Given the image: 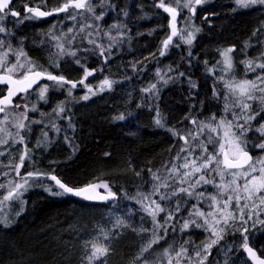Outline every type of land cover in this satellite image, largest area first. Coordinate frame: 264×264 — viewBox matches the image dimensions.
<instances>
[{
	"label": "trees",
	"instance_id": "trees-1",
	"mask_svg": "<svg viewBox=\"0 0 264 264\" xmlns=\"http://www.w3.org/2000/svg\"><path fill=\"white\" fill-rule=\"evenodd\" d=\"M156 1L160 2L147 0L145 4L144 0H111L115 9L105 8L106 14L99 21L92 16L83 18L79 15L75 21L65 20L66 13L50 20L6 18L5 27L9 31L2 34L6 43L17 49L22 46L27 55L42 66L41 70L46 69L54 75L63 74L70 80H79L83 69L68 56L60 59L59 69L52 66L50 60L57 59L55 41L47 33L51 29L52 35L61 36L65 47H68L71 34L63 36L68 28H74L75 32L81 25H91L76 36L71 48L78 50L77 57L84 68H95L97 76H101L100 81L107 78L114 83L111 89L98 91L95 95L78 87L68 97L64 89L53 88L52 82L45 80L41 84L49 85L47 102L38 99L35 89L29 91L26 97H15L14 105L26 103L29 109L33 105L37 109L28 111L25 123L33 120L39 123L29 125L23 144L10 140L7 145H0V152L4 153L0 164V183L13 179L19 181L26 172L39 171L56 175L74 188L104 181L117 196L115 200L104 202L75 196H52L42 186L33 184L23 194V211H20L19 202L7 205L0 211L10 221L8 227L0 224V264H81L85 255L83 242L97 236L100 228L118 233L112 240V252L106 258L107 264H141L136 258L140 248L151 239L153 220L138 203V194L150 193L153 184L157 183L149 170L157 172L163 180L168 175L165 166L183 163L182 159L174 158L179 149L185 146L184 141L169 129L187 135L188 131L198 126L193 125L187 117L195 119L198 124L201 121L207 124L213 115L217 120L221 117L232 120L233 111L240 115V110L232 107L235 97L228 95L223 82L217 79L224 76L222 65L218 62L222 60V50L234 47L231 53L233 70L238 73L232 77L236 80L255 78L260 69L256 73L245 74V66L240 62L255 59L264 52V7L242 8L234 0H206V10L212 17L200 24L201 31L192 45L179 43L177 47L174 38L167 57L160 52L163 50V40L170 34L169 25L166 12L156 6ZM28 2L33 4L31 0ZM62 2L66 0H48L44 10L50 9V6L58 7ZM164 2L168 3L169 0ZM101 11L96 6V15ZM124 11H127V16L123 15ZM113 24L120 27L112 28ZM106 32H110L116 40L110 41L104 35ZM87 33H92V36L88 37ZM89 39L96 40L105 49L111 43V50L101 56L96 46L88 43ZM210 68H214V73L208 70ZM192 83L196 87H192ZM152 84L156 85V89L145 92L144 89ZM5 92L6 86H0V93ZM84 95L90 98L81 99ZM61 101L65 102V111L57 115L53 109ZM248 103L251 105L248 114L254 115L255 119L245 125L250 130L243 139L247 140L246 149L251 150L255 158L264 157V150L253 147L264 142V136L256 131L264 124V104H258L257 100ZM226 104L229 105V112H225ZM13 111L19 113L24 109ZM157 112L163 126L155 123ZM119 115H123L124 119H115ZM2 118L3 114L0 116ZM211 122L215 124V121ZM239 123L243 124L244 121L240 120ZM53 124L59 131L52 127ZM9 130L13 133L16 131L11 124ZM43 133H47L46 140ZM207 134L208 130L205 129L204 135ZM199 139L203 140L204 137ZM38 142H41L39 147ZM24 145L27 146L28 156L20 168V177H17L12 166L19 163ZM188 146L194 149V156L200 155V149L191 138ZM209 151H212L211 145ZM180 155L183 157L186 153ZM136 172L140 175H135ZM3 173L9 175L5 177ZM207 178L220 183L214 172L207 173ZM229 179L225 174L224 182L227 183ZM39 183L49 186L54 182L44 176ZM195 191L203 192L205 196L218 192L214 184H202ZM153 198L162 207L173 210L174 219L169 221L166 236L162 229L157 230L164 239L153 245L143 259L151 264L163 248L172 245L175 250L184 241L192 242L191 246L185 245L192 256L195 247L208 242L210 233L204 228L190 226L181 231L185 220L197 219V223L201 222L196 217H189L194 204L205 213L210 211L206 199L198 202L195 196L188 197L184 193L166 201H160L159 195ZM223 198L226 199L227 194ZM217 199L221 197L217 196ZM177 201L180 203L179 212L174 211ZM231 211L239 215L235 201ZM245 216L247 218V213ZM118 217H122L130 227L114 228ZM164 218L165 213L162 212L157 220L163 224ZM233 226L229 230L224 228L223 239L210 249L204 264H250L240 247V232L236 231L243 225L236 220ZM141 228L149 231L141 232ZM248 236L249 243L264 257V251H261L264 248V229L258 227L253 235L250 222ZM173 264L176 262L173 261ZM182 264H188V261L185 259ZM192 264H196L195 259Z\"/></svg>",
	"mask_w": 264,
	"mask_h": 264
},
{
	"label": "snow or ice",
	"instance_id": "snow-or-ice-1",
	"mask_svg": "<svg viewBox=\"0 0 264 264\" xmlns=\"http://www.w3.org/2000/svg\"><path fill=\"white\" fill-rule=\"evenodd\" d=\"M33 6H28V4H23L24 16L21 17L19 11L11 9L9 6L13 3V0H0V33H6L9 30L4 26L5 19L10 15L14 18H20V20H39L41 18H46L53 16L54 14L66 13V18L75 21L77 16H83L84 12L90 13L92 17L99 21L103 19L106 12L105 8L115 9V5L111 3V0H99L98 5L102 11L99 15H96V9L92 5L91 0H66L62 2L58 7H53L48 10H43L47 8V0H40L39 4H35V0H31ZM206 0H169L165 3L164 0H160L159 4L156 6L163 9L164 12L170 14V34L162 42V48L167 49L169 44L173 41L174 37H179L184 43L192 45L196 38V33L200 32L201 29L193 27L192 31H187L185 34V29L177 28V17L179 16V11L187 9L191 15L195 14L196 6L202 5ZM238 7L248 8L253 5L264 6V0H235ZM175 4V7L172 6ZM71 9V12L69 11ZM124 16H127V11L123 12ZM187 19H190L187 18ZM86 27H91V25H81L78 30L74 32V28H68L67 32L63 34L67 37L71 34V39L68 40V47H65L63 43V38L61 36L52 35V30L50 29L47 35L50 36L52 41H55L54 47L56 48L55 56L57 59L50 60V63L55 68L59 69L60 59L65 56L72 57L73 63L80 65L83 69V75L79 80H70L63 74L54 75L48 72L46 69L41 70L42 66L36 64L24 51L23 47L13 48L10 43H6L4 39H0V85L6 86V93H0V114H3V118L0 119V145H7L11 140L13 143L23 144L26 132L29 130V125L31 123H39V121H30L26 124L25 121L28 120V111H36L35 105L29 109L28 104H13V98L17 96L26 97L29 91L36 86L35 91L37 93L38 99L47 102L46 96L49 91L48 84H41V80H47L52 82V87L56 89H64L68 97L72 96L73 91L79 86L86 88L90 95H95L97 91H104L105 89H111L113 81L105 78L100 87L97 90H93L91 86L85 83L87 78L93 74L95 70H88L81 65L80 59L77 57V51L71 48L72 41L76 39L78 34L84 33ZM112 28H119L120 25L113 24ZM55 25H53V29ZM259 31V30H257ZM98 34V33H97ZM256 33L254 32L253 35ZM104 35L109 37L110 41H115L116 37H112L110 32L104 33ZM123 35V33H120ZM87 36H92V33H87ZM89 44H93L99 50L101 56L104 55L105 51H110L112 44L109 43L108 48L102 44H97L96 40L89 39ZM177 47L179 45H176ZM248 45H246L247 47ZM87 51V50H86ZM234 51V47H229L220 53L222 60L218 64H222L221 72L230 73L233 70V59L231 53ZM164 55V51L160 52ZM189 55L191 52L189 51ZM107 59V57H105ZM207 63V62H205ZM245 66L246 72L256 73L257 69L260 72L255 75L253 80L243 79L236 80L232 77L229 80H225L224 76L221 75L217 77L218 80L223 82L224 88L228 95L235 97V102L233 108H238L240 110V115L236 112H231L233 119L227 120L225 117H221L219 120L213 115L210 118V122L205 124L203 121L198 122L191 117L190 119L193 125H198L196 129L188 131L187 135H180L178 130L169 129L174 136H179L180 139L184 141V145L179 149V152L175 156V160H183V163L177 166L172 164L171 167H166L168 175L161 180V177L157 172H151L152 178L157 183L152 186V191L150 193L144 194L139 193L140 199L138 203L142 205L143 211L147 212L148 215L153 220V229L151 230V239L140 248V252L137 255V260L141 261V264H150L147 259H143L144 254L149 252L153 245L159 244L161 239L164 237L158 234L159 229H162L167 235V226L169 221L174 219L173 210L162 207L159 202H157L155 197L159 195L160 201L170 200L173 196H177L179 193H184L188 197L195 196L197 201L206 199L208 201V207L210 211L205 213L200 210L196 204L192 206V211L189 213V217H196L201 220L197 223V219L185 220L182 224L181 231L188 229L190 226L196 228H204L210 233V238L207 243H203L202 246H197L194 248V255L190 256L188 253V247L191 246V241H184L183 244L179 246L178 249H173L172 245L163 248L162 252L155 255V258L151 261V264H182L183 260H187L188 264H192L193 260H196V264H204L207 260V255L210 249L219 243L223 239L222 233L224 228L229 225V222H235L237 219L243 225L242 228L236 229L241 235L240 247L247 253L252 260H255L257 264H264V258L257 255L254 248L249 245V223L251 222V229L253 230V235L255 230L259 227L264 229V219L260 218V211L264 210V157L253 158L250 153L246 150L248 146L247 140L243 139L246 132L250 128H246L245 125L251 120L255 119L254 115H249L251 105L249 101L257 100L261 104H264V52L252 60H243L240 62ZM210 72L214 73V68L208 69ZM159 75V70L157 72ZM181 75H183L181 73ZM163 79V77H161ZM167 83V81H165ZM192 87H196L195 83H192ZM156 89V85L152 84L149 88L144 89L145 92H151ZM257 93L260 95L258 96ZM219 95V93H215ZM89 95H84L81 99H89ZM227 99V96H225ZM23 108L24 111L16 113L13 109ZM65 111V102L61 101L53 109V113L59 115ZM229 105H225V112H229ZM259 115V113H256ZM10 116L13 117L10 120ZM70 119V118H69ZM115 119L123 120L124 116L119 115ZM243 120L244 123H239ZM211 121H215L213 124ZM155 123L158 126H163L162 120L159 117V112H157V119ZM9 124L16 129L15 133L9 130ZM56 128V125H52ZM205 129L208 130V134L205 136ZM59 131V128H56ZM262 136H264V124H261L258 129H256ZM45 140L47 139V133H43ZM204 137L200 140V137ZM196 142V147L200 149V155L194 156L192 149L189 145V139ZM67 139V138H66ZM41 142H38L37 147L40 146ZM209 145L212 147V151H209ZM253 147L264 150V142L254 144ZM180 153H186L183 157ZM0 152V155H3ZM105 155H109L106 153ZM28 156L27 146L24 145V151L19 156V163L12 166L13 171L17 177H20V168L23 167L24 160ZM215 173L219 177L220 183H216L214 179H208L207 173ZM225 174H227L230 179L227 183L224 182ZM7 177L8 173H3ZM135 175L139 176L140 173L136 172ZM47 176L48 179L54 183L49 186H44L39 183L40 178ZM171 181V182H169ZM242 181V183H241ZM37 184L42 186L44 191L52 196H75L83 198L88 201H108L115 200L117 194L111 190L108 183H93L88 184L84 187H72L69 184L63 182L56 175L42 173L39 171L26 172L20 180L15 179L8 181L7 183H0V210L5 206L10 205L14 202L20 203V211H23L22 200L23 194L28 191V189L33 185ZM202 184H214L218 192L216 195L209 194L205 196L203 192H196L195 189ZM183 185H188L184 187ZM103 188L106 190V195H100L97 189ZM55 189V190H54ZM168 190L162 192L161 190ZM227 194V198L224 199V195ZM220 196L221 199H217ZM241 199L245 200L243 206H241ZM233 201H235L236 212L231 211ZM258 201V203H257ZM251 202V204L249 203ZM245 209H249L247 213V218L245 216ZM175 212L180 211V203L177 201ZM165 213L164 223L161 224L157 217L160 213ZM19 215V212L16 213ZM256 217L253 219V217ZM0 224L8 227L10 221L8 218L0 214ZM130 225L122 218L118 217L116 219L114 228H120ZM175 230V229H173ZM139 231H149L147 229L141 228ZM118 233L106 231L103 228L99 229L98 235L92 237L90 240H85L83 242V248L85 249V255L82 257L81 264H107V257L112 252V240ZM214 237V238H212ZM264 251V248H261ZM202 253L204 255L202 256Z\"/></svg>",
	"mask_w": 264,
	"mask_h": 264
},
{
	"label": "rangeland",
	"instance_id": "rangeland-1",
	"mask_svg": "<svg viewBox=\"0 0 264 264\" xmlns=\"http://www.w3.org/2000/svg\"><path fill=\"white\" fill-rule=\"evenodd\" d=\"M235 1V0H234ZM91 2H92V0H91ZM98 2H99V0H97V1H95L94 0V2H92V5L95 7V9H96V6L98 5ZM205 4V3H204ZM254 6H260V5H253V6H250V7H254ZM54 6H50V8H53ZM264 7V6H263ZM85 16H88V17H91L92 15L90 14V13H87V12H84V14H83V18H85ZM65 20H68L67 18L65 19ZM5 21H6V19H5ZM5 21L3 22L4 23V26H6V24H5ZM193 27H197V28H199V24H197L196 22H194L193 20L191 21V20H189V19H187V18H184V19H182V21L181 22H179V29H181V28H183V29H185V34H186V32L187 31H192V29H193ZM2 34H4V33H0V39H2ZM196 35H197V33H196ZM196 39V38H195ZM177 41H179L180 43H184L182 40H180L179 39V37H177V39H176ZM173 41H174V38H173ZM195 41V40H194ZM193 41V42H194ZM184 44H186V43H184ZM188 45V44H187ZM222 65V64H221ZM238 72L236 71V70H232V72H230V73H223L224 74V77H226V79H231V77L233 76V75H236ZM248 73H250V72H246L245 74H248ZM241 75V74H240ZM100 78H101V76L99 77V75L98 76H92L91 78H88L87 79V81H85V83L86 84H88L89 86H91L92 88H93V90L95 91V90H97L99 87H100V85H101V82L103 81H100ZM91 79V80H90ZM238 80H239V78H237ZM97 81H98V83H97ZM0 86H2V85H0ZM79 87V86H78ZM77 87V88H78ZM86 89V88H85ZM87 90V89H86ZM106 90V89H105ZM88 92V91H87ZM98 92V91H97ZM234 101H235V98H234ZM258 104H261L259 101H258ZM258 111V109L256 110V112ZM240 112V111H239ZM237 115H239V114H237ZM9 157H12V155H9ZM3 157H2V155L0 156V164L2 163V161H3ZM18 164V163H17ZM0 177H1V174H0ZM229 177V176H228ZM97 183H104V181H102V182H97ZM107 183V182H106ZM97 190H99L100 192H102L104 195H106L107 193H106V190L105 189H103V188H99V189H97ZM23 200V199H22ZM18 202V201H17ZM245 203V200H243V199H241V201H240V204H241V206H243V204ZM250 204H251V202H249ZM257 203H258V201H257ZM262 207H264V206H262ZM1 211V210H0ZM245 211V213H248V211H249V209H245L244 210ZM256 217L254 216L253 217V219H255ZM260 218H263L264 219V210H262V211H260ZM238 220V219H237ZM236 222V221H235ZM234 222V223H235ZM234 223L233 222H229V225L228 226H226L225 227V229L226 230H229L230 228L231 229H233L234 228ZM238 223L239 224H241L240 222H239V220H238Z\"/></svg>",
	"mask_w": 264,
	"mask_h": 264
},
{
	"label": "flooded vegetation",
	"instance_id": "flooded-vegetation-1",
	"mask_svg": "<svg viewBox=\"0 0 264 264\" xmlns=\"http://www.w3.org/2000/svg\"><path fill=\"white\" fill-rule=\"evenodd\" d=\"M48 1V0H47ZM157 2V1H156ZM28 4V6H33V4H31V3H29L28 2V0H13V3H12V5H11V8L12 9H16V10H18L20 13H21V17H23L24 16V10H23V4ZM40 3V0H35V4H39ZM144 3L145 4H147V0H144ZM157 4H159V2H157L156 3V5ZM172 6H174L175 7V4H173ZM145 8L147 7V6H144ZM178 11H179V16H178V19H177V23H178V29H179V22H181L182 21V19H184V18H189L190 17V19L189 20H193L194 22H196L197 24H199V26H200V24H202V23H204V22H206V21H208L209 20V18H211L212 17V14L209 12V11H207L206 10V7H205V4H202V5H198V6H196V11H195V14L194 15H191L190 16V13L188 12V10L187 9H184V10H182V11H180L179 9H178ZM58 14H56V15H53V16H49V17H46V18H41V19H48V20H50V19H53V18H55L56 16H57ZM166 15H167V20H168V25H169V20H170V16H169V14L168 13H166ZM10 16V15H9ZM12 17V16H11ZM14 18V17H13ZM14 19H16V20H20V18H14ZM169 33H170V28H169ZM175 39H177V37H174ZM180 42L179 41H176V43H174V45L176 46V45H178ZM171 44H173V41L169 44V46H168V48L167 49H163V51H164V53H165V55L168 57L170 54H168V49H169V47H170V45ZM175 50H178L177 48L175 49ZM193 51V50H192ZM167 52V53H166ZM88 70L90 69H94L95 70V75L94 76H97V71H96V69L95 68H90V67H86ZM91 80V79H90ZM87 81V80H86ZM31 91V90H30Z\"/></svg>",
	"mask_w": 264,
	"mask_h": 264
},
{
	"label": "water",
	"instance_id": "water-1",
	"mask_svg": "<svg viewBox=\"0 0 264 264\" xmlns=\"http://www.w3.org/2000/svg\"><path fill=\"white\" fill-rule=\"evenodd\" d=\"M12 5V4H11ZM11 5L9 6L10 8H11ZM12 9V8H11ZM13 10H15V11H18V10H16V9H13ZM44 10V9H43ZM59 14H61V13H59ZM54 15H56V14H54ZM169 16H170V14H169ZM177 19H178V17H177ZM177 23V22H176ZM169 28H170V20H169ZM177 28H178V23H177ZM90 70V69H89ZM91 70H94V69H91ZM93 75H95V71L93 72V74L91 75V76H89L88 78H91ZM87 78V79H88ZM43 81H45V80H41L40 81V83H42ZM36 88V86H34V88L33 89H35ZM6 93V92H5ZM15 98V97H14ZM13 98V99H14ZM2 114H0V116H1ZM249 153H250V155L253 157V158H255L254 157V153L251 151V150H248V149H246ZM97 192L100 194V195H104L102 192H100L99 190H97ZM96 201H99V202H104V201H102V200H96ZM249 245H250V247H252V248H254L255 250H256V252H257V255L258 256H260L261 258H264L263 256H261L260 255V253H259V251L257 250V248H255L252 244H250L249 243ZM244 253H245V256H246V258H247V260L250 262V264H257V262L255 261V260H252V258L251 257H249L248 255H247V253L244 251Z\"/></svg>",
	"mask_w": 264,
	"mask_h": 264
}]
</instances>
